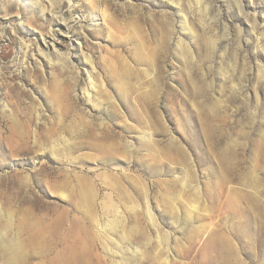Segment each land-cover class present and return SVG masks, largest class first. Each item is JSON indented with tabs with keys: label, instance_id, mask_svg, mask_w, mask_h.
Instances as JSON below:
<instances>
[{
	"label": "rangeland",
	"instance_id": "obj_1",
	"mask_svg": "<svg viewBox=\"0 0 264 264\" xmlns=\"http://www.w3.org/2000/svg\"><path fill=\"white\" fill-rule=\"evenodd\" d=\"M250 194L264 0H0V264H264Z\"/></svg>",
	"mask_w": 264,
	"mask_h": 264
},
{
	"label": "bare ground",
	"instance_id": "obj_2",
	"mask_svg": "<svg viewBox=\"0 0 264 264\" xmlns=\"http://www.w3.org/2000/svg\"><path fill=\"white\" fill-rule=\"evenodd\" d=\"M185 17V16H184ZM184 17H182V18H184ZM183 23V22H182ZM187 23V22H186ZM186 27V26H185ZM38 53H41V54H46V53H44V51L42 50V48H40V47H38ZM47 54H49V53H47ZM43 56V55H42ZM87 61L86 62H89V57H88V59H86ZM91 83V89H96V85H94L95 83H93V81H91L90 82ZM90 87V86H89ZM89 94V98H90V93H88ZM96 105V104H95ZM22 137L24 138V139H26V137H27V134H26V131L24 132V133H22ZM23 141V143H25L26 142V140H22ZM23 143H20L19 145H21V147H22V145H23ZM19 145H17V146H19ZM53 148V147H52ZM55 149H56V147H55ZM52 153L55 155V156H57V154H56V152L55 151H52ZM226 158H227V156L226 155H224V159L226 160ZM186 177V176H185ZM197 191V190H196ZM198 195H199V192L197 191L196 192ZM60 194H61V196H62V198H66L67 197V193H65V192H60ZM251 195V197H252V195L253 194H250ZM88 197V196H87ZM199 197V196H198ZM200 197H201V195H200ZM251 197H250V199H251ZM89 199V198H88ZM197 199V198H196ZM259 199V196L257 195V194H255V195H253V197H252V203H253V205H252V207H251V210H252V212H256V211H260L261 209H263V211H264V204H259L258 202H256V200H258ZM199 200V199H198ZM200 201V200H199ZM199 204V203H198ZM148 214H149V211H148ZM10 217V216H9ZM10 222V221H9ZM7 230H9L8 228H7V226H6V228H5V232L4 233H2V235H1V237L3 238L2 239V241H1V245H2V247H4L5 249H7L8 251H9V253L10 254H8V256L7 257H5L4 259H5V262H6V264H17V262L19 261V259L21 258V251H20V247H19V244H18V241H17V239L16 238H14V239H12V238H8V232H7ZM1 232V231H0ZM17 236V235H16ZM7 255V254H6Z\"/></svg>",
	"mask_w": 264,
	"mask_h": 264
}]
</instances>
